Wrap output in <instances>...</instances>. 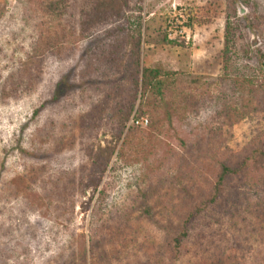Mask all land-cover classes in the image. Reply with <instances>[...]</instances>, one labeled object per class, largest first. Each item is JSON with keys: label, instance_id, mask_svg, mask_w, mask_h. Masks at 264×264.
I'll list each match as a JSON object with an SVG mask.
<instances>
[{"label": "rangeland", "instance_id": "374dc122", "mask_svg": "<svg viewBox=\"0 0 264 264\" xmlns=\"http://www.w3.org/2000/svg\"><path fill=\"white\" fill-rule=\"evenodd\" d=\"M259 1L262 5L260 16L257 19L255 14L251 25L243 22L244 28L234 37L231 46L237 52L235 62L239 59L238 64L245 57L242 48H247L250 60L246 66L249 67L258 61V50L264 52V39L261 37L264 32V0ZM212 2L218 5L219 10L211 7L209 17H204L200 13L201 8L207 9ZM235 4L237 16L242 17L247 13V8L240 1L236 0ZM27 7L28 0H0V48L4 51L1 56L20 46L25 35L30 32L31 29L26 26ZM188 8L193 10V22L189 25L183 13ZM225 9V0H143L140 20L144 35L141 48L143 65L158 69L162 74H183L190 79L217 76L221 69ZM202 20L207 22L203 23ZM170 22L179 26V30L170 31L167 28ZM165 31L169 33V39H177L180 44L174 47L162 45ZM99 40L98 36H92L80 42L73 56L67 60L54 57L49 59L43 80L33 92L22 97L17 94L6 100L0 99V264H137L143 256H140L137 244L136 249L135 245L129 247L127 241H131V236L139 237V242H142L143 233L149 232L153 239L150 242L163 246L168 232L179 229L184 217L180 215L183 214V208L189 211L192 206L198 205L199 197H206L213 190L210 182L208 189L197 188L201 184L193 181L198 180L191 170L183 169L180 176L176 177V171L166 173V170L170 171L173 167L170 164L163 166V157L151 151L141 153L131 164L124 162L126 167L117 166L114 171L109 169L105 173L98 188L106 183H110L111 188L103 200L97 199V192L92 196L89 188L85 194H75L71 198L59 194L50 200L44 199L41 203L43 206L38 207L36 197L41 196L42 189L49 193L50 189L60 192L50 185V180H56L65 172L87 162L81 153H72L66 145L57 147L58 140L66 133L58 126L52 133H46L47 126L58 121H68L70 125L78 116L89 112L110 88L118 85L127 88L130 84L118 73L116 67L104 61L100 64V70L93 71L94 76L86 80V71H91L89 68L97 63V59L91 58V51L95 53ZM61 84H64L65 93H60L56 103L52 102L51 96ZM150 104L154 107L153 117L159 115L155 108L158 105H161L165 114L170 115L173 111L171 103L164 101L161 96L151 99ZM135 118L131 116L126 130L130 127L138 129L143 132L142 141L148 140L152 144L155 138H166L169 141L168 147L180 153L181 149L173 140L175 135L169 136L178 131L175 123L168 126L160 123L154 129L150 127L151 117L135 120L139 123L133 121ZM104 129L106 133L103 136L109 139V131ZM262 131L264 111L252 112L250 117L240 123L222 127L224 140L219 151L212 152L209 158L204 159L207 164L206 177L210 178L212 185L216 160L225 161L229 167H241L242 159L250 151V140ZM181 133L186 137L185 131ZM194 136L191 131L187 134V139L195 146L196 142L192 139ZM153 147L168 156L169 151L158 148L157 144ZM205 148L211 152L213 147L204 145L200 151ZM183 154L190 157L184 151ZM89 168L91 164L87 166V173ZM31 170L35 173L26 177L35 181L31 190L19 191L22 183L27 182L25 173ZM39 170L43 172L40 178ZM166 174L170 178L165 182L162 180L159 186V180L164 179ZM180 190L184 193L188 191L193 198L179 204V199L184 195H180ZM219 201L223 208L220 214H216L223 216L225 227L219 232H237L231 235L232 241L228 244L229 250L234 252L232 259L238 264H242L244 259L247 260L244 264H264V240L260 239V232L250 231L247 218L243 220L249 213H239L243 210L240 203L236 207L237 213L233 207L229 209L230 205L226 204L225 207L226 196L219 198ZM232 212L234 216L229 219ZM205 221L201 217V222L205 224ZM203 228V224L195 230L190 228V239L187 242L192 255L184 253L177 261L164 264H196L209 255L201 254L200 244L190 243L195 232L204 231ZM92 244L94 250L90 252ZM81 245L85 247L84 255L81 254ZM155 256H147L149 264L155 261ZM155 264L159 262L155 261Z\"/></svg>", "mask_w": 264, "mask_h": 264}, {"label": "trees", "instance_id": "16d2710c", "mask_svg": "<svg viewBox=\"0 0 264 264\" xmlns=\"http://www.w3.org/2000/svg\"><path fill=\"white\" fill-rule=\"evenodd\" d=\"M235 1L225 0L226 9L223 12L226 14L219 74L210 78L190 79L183 74L179 76H172L169 72L162 74L158 69L143 65L141 48L144 35L140 21L143 0H28L26 26L31 29L30 32L25 35L20 46L8 54L0 55V99L6 100L17 94L22 97L33 92L43 80L49 59L54 57L67 60L73 56L80 42L92 36H98L100 39L95 53L91 51V58L97 59V63L89 68L91 71H86V80L94 76L93 71L100 70V64L104 61L116 67L118 73L130 82L127 88L119 85L110 88L89 112L78 116L70 125L68 121H58L59 123L51 122L52 124L47 126L46 133H52L57 126L66 133L62 136L63 140H58L57 147L66 145L72 153H81L87 162L79 164L70 172H65L56 180H50V185L60 192L50 189L49 193L42 189L41 196L36 197L38 207L43 206L41 203L44 199L50 200L59 194H66L71 198L75 194H85L89 188L92 196L97 192V199L103 200L111 184L106 183L100 189L98 184L109 169L114 171L117 166L126 167L127 162L131 164L141 153L153 151V154L163 157V162L165 161L163 166L170 164L173 167L170 171L166 170V173L176 171L174 175L176 177L180 176L183 169L191 170L198 180L193 181L201 184L197 185V188L208 189L210 182L213 190H210L206 197L203 195L199 197L198 205L192 206L189 211L183 208V214L180 215L184 217L179 229L172 233L168 232V236L163 238L165 240L163 246H158L159 243L152 244L150 241L153 239L149 232L143 233L142 242H139V237L131 236V241H127L129 247L135 245L136 249L137 244L141 251L140 256H143L137 264H149L147 259L149 254L156 255L154 259L159 264L177 261L184 253L192 255V249L188 248L187 242L190 239L189 231L190 228L195 230L201 224L204 225V231H196L190 243L200 244L201 254L209 255L196 264H238L232 259L234 252L229 250L228 245L232 241L231 235L237 232H219L221 228H225L223 216L219 215L223 208L219 198L223 196L227 197L225 207L226 204L230 205L229 209L233 207L235 213L238 211L236 208L238 205L243 206L239 213H249L245 214L243 220L247 218L250 231L260 232V239L264 240V131L257 133L250 140L248 145L250 151L242 159L241 167H229L225 161L216 160L217 168L212 176L214 185L211 184L210 178L207 179L205 170L207 164L204 159L209 158L212 152L219 151L223 143L222 127L234 126L250 117L252 112L264 111L263 50H258L260 53L256 55L257 59L259 57L258 61H255L253 67H249L246 66L250 60L247 48H242L245 57L240 60L241 64H238L239 59L237 63L235 62L237 52L231 48L234 37L244 28L243 22L251 25L255 14L258 19L262 5L259 0H237L247 8V13L239 17ZM211 7L219 10L218 5L212 2L207 9L201 8L200 13L208 18ZM183 13L188 25L192 24V8L183 10ZM171 22L167 28L170 31H178L180 27ZM202 22L206 23L207 20ZM168 34L165 31L161 40L162 45L174 47L180 44L177 39H169ZM261 35L264 39V32ZM2 52L4 51L0 48V54ZM63 85H59L58 91L51 96L52 102L56 103L60 95L65 93ZM156 96H161L164 101L171 103L173 111L170 115L165 114L161 105H158L155 108L158 109L159 115L153 117L154 107L150 101ZM132 115L136 117L134 121L140 117H151L150 127L154 129L160 123L161 125L166 123L167 126L175 123L178 131L170 133L169 136L175 135L173 140L181 149L180 153L168 147L169 141L166 138L161 136L155 138L153 144L169 151L168 156L160 150L156 151L151 141L147 140L146 143L142 141L143 132L134 127L126 130ZM104 128L109 131V139L103 136L106 133ZM102 129L104 130L101 131ZM181 131H185L186 137ZM190 131L195 134L192 139L195 140L197 148L190 139H187ZM163 133L167 134L168 131ZM101 143L105 145L102 146ZM200 144L202 147L212 145L213 148L211 152L207 148L200 151L202 149ZM183 151L190 157L184 156ZM90 164L91 168L87 173L86 169ZM33 172L35 173L34 170L26 172L25 179ZM39 172L40 178L43 172L40 170ZM167 178H170L169 174L159 180V186L161 181L165 182ZM26 180L19 191L31 190V185L35 181L30 180V177ZM180 195L183 196L179 199V204L193 198L188 191L184 193L180 190ZM224 210L226 211V208ZM229 215V219L234 216L233 212ZM201 217L206 220L205 224L201 222ZM232 226L235 227L234 224ZM205 244L207 245L204 246ZM81 247V254L84 255L85 247L83 245ZM131 249L135 251L129 248ZM92 250L93 244L90 252ZM155 261L150 264H155ZM246 262L244 259L242 264Z\"/></svg>", "mask_w": 264, "mask_h": 264}, {"label": "built area", "instance_id": "2783aa9c", "mask_svg": "<svg viewBox=\"0 0 264 264\" xmlns=\"http://www.w3.org/2000/svg\"><path fill=\"white\" fill-rule=\"evenodd\" d=\"M133 121H134V120H133ZM133 121H132V122H133ZM134 122H136V123H137L138 121H134ZM138 123H139V122H138Z\"/></svg>", "mask_w": 264, "mask_h": 264}, {"label": "bare ground", "instance_id": "6f19581e", "mask_svg": "<svg viewBox=\"0 0 264 264\" xmlns=\"http://www.w3.org/2000/svg\"><path fill=\"white\" fill-rule=\"evenodd\" d=\"M72 140V139H71ZM54 147V146H53ZM74 167V166H73ZM48 212V211H47ZM58 212V211H57Z\"/></svg>", "mask_w": 264, "mask_h": 264}]
</instances>
